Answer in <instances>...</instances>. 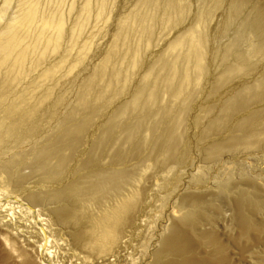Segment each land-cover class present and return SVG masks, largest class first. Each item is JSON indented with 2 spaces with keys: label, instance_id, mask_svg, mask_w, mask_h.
Here are the masks:
<instances>
[{
  "label": "bare ground",
  "instance_id": "1",
  "mask_svg": "<svg viewBox=\"0 0 264 264\" xmlns=\"http://www.w3.org/2000/svg\"><path fill=\"white\" fill-rule=\"evenodd\" d=\"M117 2L0 0V192L16 187V203L46 204L74 227L94 258L76 264L140 246L143 264H236L222 216L244 233L246 203L256 206L222 167L264 164V5L242 14L243 0H224L211 14L204 2L219 0ZM231 189L234 212H222ZM157 202L159 231L136 245ZM0 231L7 248L21 236L23 264L30 253L55 264L10 218Z\"/></svg>",
  "mask_w": 264,
  "mask_h": 264
},
{
  "label": "rangeland",
  "instance_id": "2",
  "mask_svg": "<svg viewBox=\"0 0 264 264\" xmlns=\"http://www.w3.org/2000/svg\"><path fill=\"white\" fill-rule=\"evenodd\" d=\"M131 1L129 0V2ZM254 1L257 4L260 3V5H264V0H243V2L241 3V7H243L241 13L243 14V12H245V10L249 8L250 3ZM119 2L120 3L117 2L118 8L125 5V0H119ZM204 3L207 5V8L211 9V14H214L218 10L225 11L228 8L227 3L225 4L224 0H219L218 5H213L210 2ZM122 8L121 10L125 9V7L123 9ZM236 22L237 20H235L234 18L230 23L231 25H229V32L230 34H236V36H240L241 32ZM229 32H227V34ZM223 34L225 33H222V35ZM226 36L228 37V35ZM242 37H240L241 40ZM222 41H224L223 37ZM263 54L264 51H262L261 55ZM208 56L209 62L211 60L210 58L214 59L210 56V54H208ZM215 56L216 59L214 60L219 62V52L216 51ZM216 93L218 95L219 92ZM216 93L211 94L208 100L214 99L215 97L213 98V95H215ZM201 100L204 101V99ZM18 150H26L25 152H28V146L18 148ZM249 163L250 164H248V162H245L241 165L240 162L239 165L237 163L236 165H234V167H222V181L228 182L229 184L233 183V187H236L237 190L246 192L256 206L255 208H248L249 205H247L246 203V208L244 207L245 209H247H244V214H246L249 220L247 226L248 228L243 230L244 233L233 224L234 222L230 220V215L226 216L225 218L222 216V245L225 247V253L229 257L233 258L236 264H264V219L263 217L259 218V216L257 215L258 211H261V213L264 212V164H255L254 167L253 163ZM2 189L4 191L0 192V215L4 216L5 219L10 218L14 227L18 231H21V235L28 236L30 241L33 240L34 242H37L36 245H47V251L53 254V256L52 254H50V260H52L51 262H54L55 264H76L78 262L75 263L76 260L74 258L77 254V256H79L80 258H87L89 261L94 260V258H91V256L86 254L81 245L78 246L73 243L72 236L76 232V229L72 226L63 225L60 222L56 221L50 214L48 205L42 204L37 205L34 209H31L30 207L25 209L24 205L16 203L15 201V199H18L19 202L23 204L26 203L24 200V194L20 193L16 187H14L15 193H12V187L9 185L5 186ZM235 191L236 189H231V191H229L226 196V200H222V202H224V204L222 203V212H234L231 201L235 197L233 193ZM226 201H229V204H225ZM157 204L158 202L156 203V205ZM251 213L252 215L250 216ZM147 214L145 213L143 218H145V222L148 220L147 222H149V225L148 227H146V229L143 228L139 235H134V243H136V245H139V243L142 244L143 242L147 243L152 238H154L155 234L159 231L158 227H160L162 221L164 220V216L161 215L162 212L160 210L159 204L158 207H151ZM239 230L241 232H238ZM4 236L5 235H2L0 231V264H23L24 257L19 256V252L20 250H22V243L20 242L21 236L19 237L17 235L19 238H16V236L10 235V241L13 242L14 240L16 241V244L10 243L9 248L5 247L3 244ZM140 248L142 247L140 246L137 249L133 247L128 248L126 254L122 253L118 258H108L107 256H100L97 261L95 260L96 262H94V264H143L145 250ZM12 249H15V251H12ZM2 252H5L7 254L8 258L5 261L1 260ZM28 255L32 256L31 259L34 261V264H39L33 253H30Z\"/></svg>",
  "mask_w": 264,
  "mask_h": 264
}]
</instances>
